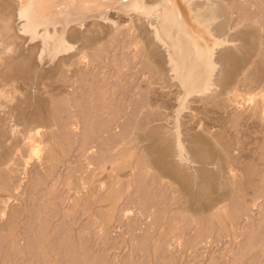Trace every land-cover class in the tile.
<instances>
[{"label": "rangeland", "instance_id": "obj_1", "mask_svg": "<svg viewBox=\"0 0 264 264\" xmlns=\"http://www.w3.org/2000/svg\"><path fill=\"white\" fill-rule=\"evenodd\" d=\"M13 1L0 0L1 34L13 14L15 25L21 21ZM104 1L98 11L70 24L79 31L67 38L81 50L77 46L58 58L47 48L39 75L18 69L19 53L0 36V102L3 107L13 103V115L0 120V264H264V103L256 110L250 105L255 92L264 97V0L219 2L230 11L223 16L232 28L230 38L237 39L230 44L240 46L228 52L222 78L226 92L232 91L223 90L216 101L193 103L198 114L186 112L185 119L194 131L209 127L229 151L226 156L222 141L219 146L199 131L211 173L201 172L187 187L172 177L150 129H132L148 103L153 118L166 110L152 90L175 96L180 87L169 77L163 55L150 48L152 40L138 28L134 18L143 14L121 9L126 0ZM18 33L29 38L21 24ZM42 47L23 52L36 57ZM83 52L88 57L80 63L57 68L60 58L76 60ZM235 91L241 106L230 115L215 106ZM165 105L171 112L173 103ZM12 124L20 128L16 135ZM29 130L37 141L27 146ZM215 164L221 171L233 167L240 175L237 186L227 184Z\"/></svg>", "mask_w": 264, "mask_h": 264}, {"label": "bare ground", "instance_id": "obj_2", "mask_svg": "<svg viewBox=\"0 0 264 264\" xmlns=\"http://www.w3.org/2000/svg\"><path fill=\"white\" fill-rule=\"evenodd\" d=\"M57 1L59 3H56ZM13 2H15L19 8V12L17 10H15V11L18 12V16L20 17L21 21H20V23H18L19 22V20H18L17 25H15V20L13 19V17H15V15L13 14L11 16V19L7 22L5 28L2 30L3 34H1V32H0V36L2 35L3 40L5 41V43H7L6 46L11 47V48L14 47V49L19 53L18 54V55H20L19 61H17V63H16L18 69L21 68L23 70H28V71H32L34 69L35 72L34 71L33 72L35 74V73H38V71L41 69V64L44 61V59H46L45 54L47 53L46 52L47 48L51 47L58 57L59 55L65 54L66 52L70 51L71 49H75L77 46H79V45L75 46L74 44H71V42L68 39L69 35L77 34V32L79 31V29L74 28L75 26H73L74 29L72 28V26L70 27V24H72L73 22L79 21L81 18L89 15L92 12L98 11L100 9L99 7L102 6V4L105 3L106 1H104V0H14ZM219 2L221 3V0H126L121 5L122 6L121 9L125 10L128 13L134 11V12H139V13L143 14L144 18H142V19L136 18L135 17L136 15L134 16L135 18L134 17H132V18L136 19V24H137V22H139L138 28H140V29L143 28L145 35H147V37L149 36V39L152 40V42H150V46H151L150 48H152L153 50L154 49L159 50L161 55H163L162 57L165 58L164 61H166L167 65L169 66V68H168L169 69L168 73L170 75L169 77L172 78L173 80H175L177 82L176 84H178V86L180 87L179 92L178 93L175 92V96L173 94H171L170 92H167V91H158L157 90V93H156V92H154V90H152L153 91L152 95L153 94H154V96L157 95L156 97H159L160 99L159 98L158 99L160 101L161 100L164 101L165 104H167V103L169 104V102L173 103V106H172L173 108L170 107V108H172V110L170 109L171 112L167 110V109H169V107L164 104L163 106L166 108V110L162 109L160 111V109H159V113H157V111H156L154 114L157 116V118H153L150 115L151 113L149 112L150 110L148 108V107H152L153 104L148 103L149 105L148 104H147L148 106L145 105L146 107L144 106L139 111L138 116L137 117L135 116L136 118H135V121L133 122L134 126L132 129L134 131H136L137 133H139L140 130H142L143 128L144 129H150L149 135L152 136L151 138L155 137L157 139L156 146L158 148L159 154H162V159L164 160V163L166 165H168L170 168H172V170L174 172V173H172V174H174V175H172V177L173 176H174V178L178 177V179L181 178L182 181H184L185 183H183L181 180H180V182H182L183 183L182 185H185V187H187V185L189 186L192 183L196 182L197 181L196 179L201 175V172H203V174H205L206 177H209V176H207V174L211 173L210 172L211 169L209 170V173H208V169H207V164L209 163L208 162L209 158H208V154H207V150H206L207 148L205 147V145L201 144L202 140L199 141L201 139V135L198 132L199 131L203 132L204 136H208L210 139L212 137V139H215L216 143H218L219 146H221V143L224 141L223 139H219L218 134L215 133L214 131H212L209 127H205L201 124H200L201 126L198 127V130L194 131V128H191V127L189 128L188 126H186L187 121L185 119L186 112L189 113L187 116L190 115V117H194L196 114H198L197 112H195L197 107H195V104H193V103H198V101H200V100L201 101L213 100V99L215 100L217 97L223 96L224 92L228 94V92L230 91L229 90L226 92L225 87H224L226 80L224 83V79H222L223 75H224V70L226 69L225 65H226L227 58H228L227 54H229L228 52H230V51H236L240 46L237 43H234V44L231 43L230 44V42L237 40L236 38H230V35L232 34L231 33L232 28L230 27V25H228V26L226 25V19H225L226 17L225 18L223 17V16H225L226 13L227 14L230 13V11H223V9L219 5ZM47 4H50V6H46ZM53 4H55L56 6ZM61 5H63L62 8L60 7ZM263 5H264V3H263ZM234 13H235V11H234ZM232 14H233V11L231 10V14H230L231 18L233 17ZM248 14H249V16L251 15L250 12H248ZM256 14H258V13H256ZM99 16L102 17L103 14H96V16L94 15L93 17L98 18ZM249 16H246L245 19H249ZM250 17H252V16H250ZM126 19H128V18H126ZM112 21H114V20H112ZM20 24L22 25V29L26 33H28L29 38H26V37H24L18 33V28L20 27ZM94 24L95 23H92V25H94ZM123 24H120V25H123ZM251 25H249V26H251ZM107 26H109V25H107ZM89 27H90V25H89ZM114 27H116V26H114ZM70 28L73 29V31H71V33H73V34H70V31H69V30H71ZM67 29H68V32H67L68 34H66ZM90 29H91V27H90ZM130 29H132V28H130ZM93 32H94V30L92 31V33ZM92 33H89V34L92 35ZM21 34H22V32H21ZM91 35H89V36H91ZM36 36L41 38L40 43H32V44L30 43L31 45H29V46H28V44L25 43L27 41L28 42L31 41L33 38L35 39ZM67 36H68V38H67ZM89 36L84 35V37H87L88 40H91V37H89ZM37 40L38 39H36V41ZM89 43H90V41H89ZM42 45L44 47H42ZM84 46H85V44H84ZM89 46H91V45H89ZM3 47H4V44H3ZM39 47H42V49H40L38 55L36 54V57H34V55H28V54L23 52V50L28 48L34 53L35 51L37 52ZM79 48H80V46L78 47V49ZM80 50H81V48H80ZM84 52L82 54L79 53L81 55V57L77 58L76 60H74L73 57L72 58L71 57L66 58L64 56L63 59L60 58V60L56 64L57 68L61 69L63 66H66V64L68 62H70L71 64H75L78 62L80 63L83 58L85 59V57L86 58L88 57V55L86 56ZM150 53H151V51H150ZM76 54H78V53H76ZM15 59H17V57ZM3 61H5V59ZM11 61H14V60H11ZM49 63H53V62L51 61ZM1 64H2V62H1ZM88 64H90V63L88 62ZM16 65H14V66L16 67ZM5 67H6V65H5ZM10 68L11 67H9V69ZM2 69H4V67ZM7 70L8 69H6V71ZM164 74H163V72H161L160 75L158 73V75L161 77L160 79H164V77L162 76ZM15 75H16V73H15ZM38 75H39V73H38ZM226 75L227 74H225V76ZM24 76H26V75H24ZM6 77H8V75ZM22 77H23V75H22ZM153 77L156 78V76H153ZM263 77H264V75H263ZM46 78H47V76H46ZM9 79H10V77H9ZM11 79H12V77H11ZM258 80H259V78H258ZM24 83H28V82H24ZM3 85H5V84H3ZM250 87H251V85H250ZM252 87H253V84H252ZM15 88H17V86ZM28 90H30V89H28ZM223 90H225V91L222 92ZM20 92H21V90H20ZM259 92H261V91H259ZM259 92H255L254 93L255 96H252V99L250 98L251 101L254 102V103L251 102V104H250L252 109H254V110H256L259 106H261V104L264 103V97H261ZM2 94H3V92H2ZM142 96H144V95H142ZM239 96H240V93H237V91H235L228 96L226 95V96L222 97L219 101L216 102V104L215 103L214 104L216 107H218V106L221 107L223 109V111H225L226 113H228L230 115L232 109L236 108L237 106H239V107L241 106V102H239L240 101ZM12 99H14V98H12ZM17 99H18V97H17ZM156 100H157V98H156ZM7 102H8L7 106L5 105L6 108L3 107L4 106V105H2L3 102L2 101L0 102V120L5 121V119H7L13 115V113H11L12 112L11 106H13V103L10 104V100H8ZM21 102L23 103V100ZM244 103L245 102H243V104ZM158 106H160V105H158ZM158 106H157V108H159ZM262 109H263V107H262ZM153 111H155V110H153ZM48 112H49V110H48ZM10 113L12 115H10ZM192 115H194V116H192ZM34 119H32V121H34ZM163 120H166V121H163ZM11 121L12 120H10V122ZM155 122H156V124H155ZM15 123H16V121H15ZM18 125H20V123ZM18 125L17 124L11 125V131H13V135H16L18 133L17 130H20V128H18ZM26 126H28V125H26ZM185 126L188 127L187 130L185 129ZM126 127H127V125H126ZM2 129H3V127H2ZM27 129H29V128H27ZM32 129H33V127H32ZM24 134H23V136H24ZM145 134H148V132L147 133L145 132ZM137 135L135 134V136H137ZM141 136L142 135L140 133V137ZM25 137H28V138H26L28 141L25 140V142H24L25 145H27V146L33 145V142L37 141L36 137L32 133H30V130L28 131V133H26ZM138 137L139 136H137V138ZM140 137H139V140L142 138V137L141 138ZM124 138L126 139V135L123 136V139ZM137 138H135V139L137 140ZM12 139H13V136H12ZM146 139L149 140L150 138H146ZM20 140H22V139H20ZM0 141H1V139H0ZM1 143H3V142H1ZM216 143H215V145H216ZM223 144H224V146H227V144L225 142H223ZM27 146H25V147H27ZM152 146L155 147V145H152ZM30 147H32V146H30ZM92 148L94 150V147H92ZM225 149H227V151H229V147L228 146L223 147L225 155L227 156L228 152L226 153ZM231 149H233V148H231ZM85 153H86V151H85ZM155 153H156V150H155ZM155 153L153 152V154H155ZM229 153H231V152H229ZM150 154H149V156H150ZM235 154H237V153L235 152ZM89 155L90 154H88L87 156H89ZM156 155H158V154H156ZM22 156L24 157V155H22ZM27 156H29V154ZM31 156H33V155H31ZM115 156H117V155H115ZM146 159H148V158L146 157ZM225 160H226V158H225ZM155 161H156V159H155ZM157 163H158V161H157ZM211 163H213V161ZM224 164H226V163H224ZM219 165H222V164L219 163ZM219 165L218 166L216 165L217 167H219V170L217 169L218 172L221 171L220 169L222 167V166L220 167ZM168 166H166V167H168ZM213 166L214 165H212L211 168ZM144 169H146V168H144ZM162 169H165V168H162ZM149 170H150V168L147 169V173L149 172ZM151 170H152V168H151ZM241 170H242V168H241ZM134 171H136V170H134ZM158 171H159V169H158ZM222 172L223 173L225 172L226 175H224ZM169 173H171V172H169ZM220 174L227 176L225 179L226 180L225 182H227V184L228 183L231 184V182H233V185L237 186V184H238L237 181H238L240 175L233 167L230 166V167H228V169L226 168L225 170L221 171ZM158 175H160V174H158ZM169 176H171V175L169 174ZM161 178L163 179V177H161ZM168 178L169 177H167V179ZM241 180H239V181H241ZM256 203H257V201H256Z\"/></svg>", "mask_w": 264, "mask_h": 264}]
</instances>
